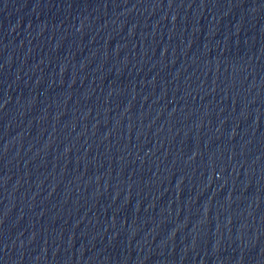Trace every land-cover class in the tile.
I'll return each mask as SVG.
<instances>
[{
    "label": "water",
    "instance_id": "95a60500",
    "mask_svg": "<svg viewBox=\"0 0 264 264\" xmlns=\"http://www.w3.org/2000/svg\"><path fill=\"white\" fill-rule=\"evenodd\" d=\"M0 264H264V0H0Z\"/></svg>",
    "mask_w": 264,
    "mask_h": 264
}]
</instances>
